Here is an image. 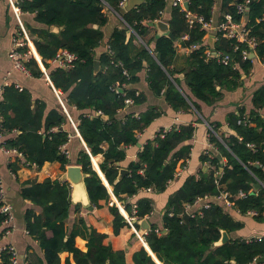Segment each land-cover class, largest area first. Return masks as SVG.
Returning <instances> with one entry per match:
<instances>
[{
  "label": "trees",
  "instance_id": "1",
  "mask_svg": "<svg viewBox=\"0 0 264 264\" xmlns=\"http://www.w3.org/2000/svg\"><path fill=\"white\" fill-rule=\"evenodd\" d=\"M120 1L17 0L22 13H34L35 20L46 26L34 28L25 25L53 84L62 91L68 110L71 113L74 109L79 113H75L73 118L89 150L82 145L74 161L87 174L85 182L90 201L98 208L103 200L112 202V194L93 168L91 155H103V161L99 163L100 169L113 188V194L122 201L142 189L164 191L169 181L174 179L178 163L189 159L192 152V146L188 143L195 132L192 123L161 130L153 139L144 143L137 160L128 164L129 173L119 179L122 169L120 162L127 156L126 147L137 144L138 133L161 116V112L152 107L138 115L132 112L121 117L119 112L125 107L127 96L134 99V104H141L146 100L143 93L136 95V89L125 87L119 92L123 83H136L140 79L139 73L147 68L152 91L157 95L164 91L165 100L173 110L188 112L195 108L201 112L199 101L212 105L222 99L226 91L244 87L246 78L243 75L248 76L256 63V59H243V50L249 48L246 43L224 37L222 33L217 34L215 50L230 54L233 62L238 63V68L225 66L217 58L208 57L207 50L210 46L205 38L207 30L199 23L189 25L181 6L172 7L167 19L177 41L168 35L157 37L150 22L161 18L160 11L166 9L167 0H145L123 12L121 16L124 23L114 29L108 40V50L102 47L103 27L109 21L107 10L110 8L109 10L121 12ZM244 1L246 0H222L220 20H224L226 14H231L236 21H241L242 15L238 13L237 5ZM188 2L191 12L203 16L207 21L212 18L215 0ZM248 5L245 25L250 29V36L259 41L256 52L262 59L264 0H250ZM51 26H57L60 30L53 31ZM129 28L136 34L133 33L127 42ZM185 34L188 38L183 40ZM137 37L144 41L139 48L133 44ZM178 45H197L189 53L188 66L183 70L173 67ZM98 48L102 50L99 56L96 54ZM29 49L27 45L22 48L24 52ZM61 49L78 56L73 68L53 67L48 62ZM97 60L100 69L95 73L94 64ZM25 65L32 75L44 76L33 55L29 56ZM125 70L128 74L124 73ZM180 73H184V81L195 100L180 89L183 81ZM252 103L253 109L249 113L242 107L227 116L229 127L238 135L222 134L220 140L211 132L210 142L218 153L209 151L212 157L204 154L200 158L202 163L210 161L220 169L221 160L218 156L226 157L221 183L233 195L240 191L249 192L256 178L264 180V115L258 113V109L264 107V84L253 93ZM0 115L7 134L3 145L23 152L25 160L30 164L35 163L41 167L46 162L58 161L62 164V169L66 170L72 159L63 152L62 146L70 142L71 132L66 127L69 118L63 107L47 112L44 101H34L29 90H20L11 84L3 87ZM103 115H107L108 119ZM244 119L255 124H244ZM239 120L242 122L239 123ZM211 125L217 131L222 124L212 122ZM73 130L74 135L78 136L74 128ZM105 143L107 147H104ZM248 143H253L255 147H249ZM256 162L260 164L259 167L255 166ZM15 169L16 166H13V170ZM217 193L214 172L210 168L207 172L200 170L197 174L186 177L168 202V210L164 215L166 231L158 234L156 226H152L145 235V242L161 263L233 264L234 260L235 264H249L255 257L264 255V238L261 241L230 238L226 243L214 246L222 237L223 231L231 233L244 225L226 211L224 205L213 204L210 208L203 209L202 214L191 216L188 222L184 220L186 204H193L198 197ZM21 196L42 208L39 214L31 208L25 213L27 230L39 241L44 251V257L31 264H60V253L63 251L72 253L76 264H129L124 249H114L112 244L106 243L107 234L94 228L87 234L82 231L81 228L85 231L87 229L83 218L68 233L65 222L72 202L69 182L51 178L43 182L28 180L22 183ZM235 202L242 213L250 209L262 212L264 187L255 193H249L245 198L236 199ZM124 207L132 215L131 204L125 201ZM76 208H81V204H77ZM109 209L114 216L116 235L122 228L130 227L115 203ZM152 211L153 204L148 197L137 201V218H144ZM262 217L264 216L259 215L256 218ZM3 219L4 216L0 213V227ZM47 229L53 232L52 236L46 234ZM80 233L88 239V250L85 252L75 245V238ZM1 258L2 264H10V255L6 252L2 253ZM133 261L134 264H158L145 247L134 253ZM66 264L73 263L67 259Z\"/></svg>",
  "mask_w": 264,
  "mask_h": 264
},
{
  "label": "crops",
  "instance_id": "2",
  "mask_svg": "<svg viewBox=\"0 0 264 264\" xmlns=\"http://www.w3.org/2000/svg\"><path fill=\"white\" fill-rule=\"evenodd\" d=\"M14 1L17 3V0ZM144 1L145 0H127L125 4V12L130 8L138 6ZM175 1L176 0H167L166 9L164 10L163 15L164 19L162 20L166 22L168 21L167 19L170 16V12L172 7H174L173 5ZM183 1L186 2L187 0ZM221 7L222 0H215L213 7V20L215 24H217L220 20ZM109 9L110 8H108L107 10L109 12V21L103 27L104 42L102 43V47L106 49L109 47L108 40L112 35L114 29L116 27H120L124 23V20L121 16V12L118 13L115 10ZM20 18L24 26L27 25L34 28L46 27L45 25H41L35 20L34 13H22L21 11ZM57 28L58 29L53 31L58 32L60 28ZM154 28L155 30H153V33L155 31L157 33V28ZM129 29H131L133 33L136 34L132 28ZM20 31L21 29L19 21L13 10L12 5L10 4V1L0 0V87H4L5 84H14L16 85V87L20 86L23 89L29 90L32 94V98L34 101L42 100L46 103L47 112L53 108H59L60 106L63 107V110L66 112L69 118V122L67 123L66 127L71 132L70 142L66 144V149L69 150L70 159H72V162L69 165H78L74 160L77 159L78 153L82 148V145L85 146V142L80 134V131L79 134L76 133L78 136L74 135L75 132L73 130L74 127H71V119L74 121V114L76 113V115H78L79 113L77 114V111L74 109L73 112L70 113L62 98V91L58 90L55 87L51 78L48 79L45 73L44 76L36 77L32 75L31 72L27 74L15 68L14 61L10 57V52L13 49L14 38H17L18 36H20L21 38ZM27 31L30 35V31L28 29ZM208 38L209 37L207 36V43ZM133 44L137 48H139L141 44H144V41L137 37L136 39H134ZM33 48L35 52L40 56L35 44L33 45ZM150 49L151 51H153V48L150 47ZM101 51V48L96 49L97 56H99ZM189 53L190 52L187 50V47L178 45L177 55L173 67L177 70H183L187 68ZM48 62L53 67H57V64H55L53 60H49ZM256 62L257 63L254 64V67L251 70L250 74L248 76L245 75L244 77L246 78L244 87H239L238 89H235L233 91H226L223 98L212 105H208L204 102L199 101V104L201 106V112H198L195 108L193 111L188 112L173 110L170 104H168L165 100V96L163 94L164 91H162L161 95H157L152 91L148 81L147 68L139 73V81L126 85V87L128 88L136 89L143 93V96L146 97V100L141 104H133L120 110L119 113L121 117L132 112L138 115L148 111L152 107L160 111L161 116L156 118L148 127L144 129V131L138 134L137 144L126 147L127 156L125 160L120 162L122 168L127 169V166L131 161L137 160L138 153L142 149L144 143L149 139H153L155 135L161 130L172 128L180 124L192 123L195 126L193 138L188 142L192 146V152L190 158L186 163V167L182 170V173L179 176L174 177V179H172L171 181H169L164 191H155L154 189L149 188L142 189L137 194L131 197H125V200H122L123 202L126 201L130 203L131 206H133V204H137V201L139 199L148 197L152 201L153 211L150 214L146 215L145 218L148 219L151 227L156 226V229H160L162 232H165L166 229L164 227V215L165 212L168 210V202L170 198L182 186L186 177L192 174H197L200 170L205 171V168H207V171H209V167L206 162L202 163L200 158L207 151H213L214 153H218V150L210 142V133H215L220 140H222V134H232L235 136L238 135L234 129L229 127L227 122V116L232 112H237L238 109L242 107H244L248 113L250 112V110L253 109V93L264 84V66L258 60H256ZM39 66L43 71V68L40 64ZM44 68L46 69L45 65ZM180 78L183 80L182 87H180V89L185 94L193 97L190 89L184 81V73H180ZM57 91H59V96L57 94ZM258 113L260 115H264V107L259 108ZM212 122H220L222 125L216 131L211 125ZM251 124L254 125L255 123L251 122ZM6 136L7 134L5 135V138ZM5 138L0 139V177L2 180V185L6 192L7 200L14 207L15 229L8 237L0 239V246L11 243L16 247L18 251L19 258L21 261L20 264H31V262H36L38 258H43L44 251L43 249H41L39 241L34 236H32L27 230L25 213L27 209L31 208L35 210L36 214H39L41 213L42 208L32 203L30 200L22 198V183L28 180L43 182L47 178H51L53 180L59 179L60 176L63 175L65 170L62 169V164L58 161L46 162L41 167L26 165L22 163V160L17 156L7 154L5 151H3L2 144ZM104 147H107V143L104 144ZM86 148L88 150V147ZM93 161L95 164L93 165L92 162L93 168L97 172H102L99 163L103 161V155L99 154L97 156H93ZM183 162L184 161L181 160L178 163L177 168H180ZM222 162L223 166H225L227 163L226 157H222ZM13 166H16L15 170H13ZM221 166L222 165L220 164V167ZM256 179V181H260L259 183H261L264 187V180L262 181L258 178ZM70 187L72 196L73 188L71 184ZM108 188L110 189V185L108 186ZM111 201L116 205L117 201L120 202V200L114 194H112ZM209 201L213 202L214 204L223 205L221 201L215 200L214 198H211ZM77 204L81 203L77 201L71 202L69 216L65 222V225L68 229V233H70V231L73 229V226L78 223L79 219L83 218L85 223L87 224V229L85 231L83 228H81V230L87 234V232H89L91 228H94L100 233L107 234V238L105 240L106 243L112 244L114 249H124L126 251V259L129 264H134L133 255L142 247H145V249L149 252L148 248L144 245L142 240L137 237L136 232L134 231V228L131 225L130 227L126 226L122 228L118 235L114 233V216L111 214L109 209L111 202L108 203L103 200L101 201V207L98 208L93 205L94 208L92 210L89 206H84L82 204L81 208H76ZM224 208L226 209V211L230 212L236 220H239L244 224L241 229L228 233L230 238H241L250 240L259 236L264 237V217L258 219L255 216H250L246 213H238L233 208ZM197 209L198 206L194 205L191 206L189 211H196ZM136 229L138 230L139 227H136ZM1 230L2 227H0V231ZM46 234L48 236H52L53 232L47 229ZM87 242V237L83 236L81 233L75 238V245L84 252L88 250ZM217 245H219V243L215 242L214 246ZM154 256L155 259L158 261L159 259L156 257L155 254ZM67 259H70L73 264H76L72 253L68 251L61 252L60 264H66ZM263 261L264 259H260L258 261V264H264ZM0 264H2V260L0 261Z\"/></svg>",
  "mask_w": 264,
  "mask_h": 264
},
{
  "label": "built area",
  "instance_id": "3",
  "mask_svg": "<svg viewBox=\"0 0 264 264\" xmlns=\"http://www.w3.org/2000/svg\"><path fill=\"white\" fill-rule=\"evenodd\" d=\"M9 1L13 7V10H14L17 18H18L20 29H21V31H20L21 38H20V36H18L17 38H14V40H13V49L10 52V57L14 61V66L16 69H19V70L29 74L30 71L26 67L25 62L28 61V58L30 55H33L37 61H38V57L35 55V52H34V48H33L34 43L31 39L26 27L24 26L23 22L21 21V18H20L21 9H20V7L18 6V4L14 0H9ZM126 2H127V0H121L119 3L120 8L125 7ZM184 3H185V1H183V0H176L174 2L173 6H181L182 10L185 12V16L187 18L189 25H193L195 23L201 24L202 27L205 28L208 32L206 34V37L207 36L209 37L210 34L215 35L214 43L218 40V37H217L218 33H222L224 37H227L229 39H236L237 42L246 43L249 48L243 50V52H242L243 59H247V58L256 59L264 66V57L262 59H260L257 55V52H256V48L258 46L259 41L257 40L256 37L250 36V29L247 28L245 25V14L249 8L248 4L250 3V0H246V1L241 2L237 5V11H238V13H240L242 15L241 21H236L231 14H226L224 17V20H219V22L217 24L214 23L213 16L210 20L207 21L203 16L198 15L196 13H193L190 10H187L184 6ZM163 15H164V10L160 11V17L161 18L158 20H162ZM154 22H156V21H154ZM187 38H188L187 34H185L182 37L183 40H186ZM26 45L29 46L30 49H29V51L24 52L22 50V48ZM196 47H197V45H192L191 47H187V50L189 52H191V50L195 49ZM209 48L210 49L207 50V56L208 57L217 58L218 62L225 65V66H232L233 68H238V63L233 62L234 59L230 54L224 53L222 51H217V50H215V48L214 49H212L211 47H209ZM237 49H238V46L235 47V50H237ZM108 50H109V48H108ZM252 51L255 53V58H251V56H250V53ZM77 60H78V56L75 53H72L68 50L61 49L57 53L56 57L53 59V62L55 64H57V66H59V67H63L65 69H71L74 67L75 62ZM38 63H39V61H38ZM112 63H114V62H112ZM118 64L123 65L121 62H118ZM43 70H44V73L46 74L47 78L50 79L46 69L43 68ZM124 73L128 74L126 70L124 71ZM243 77H245V75H243ZM5 85H11V84H5ZM17 87L20 88V90L23 89L20 86H17ZM125 87H126V84L123 83L121 89L123 90ZM114 89H115V87H113V90ZM139 93H140V91H137L136 95H139ZM2 94H3V87H0V98H2ZM57 94L59 96V91H57ZM133 104H134V99L130 96H127L125 98V107H128V106L133 105ZM97 113L102 115L101 111H98ZM244 118H246V117H244ZM2 122H3V117L0 115V139L5 138V135H6L5 131L3 129ZM71 122H72V125H73L76 133L79 134L77 124L72 119H71ZM241 122H242V120H239V123H241ZM243 123L244 124H251L250 120H248V119H244ZM170 129L171 128H167L164 130H170ZM247 145L251 148L255 147V145L253 143H248ZM2 147H3V151H5L7 154L14 155V156H17L18 158H20L22 160L21 161L22 163H24L26 165H32V166L38 167L35 163L30 164L29 162H27L25 160L23 152H21L17 148L6 147L3 144H2ZM62 150L68 157H70L69 150L66 149V144L64 146H62ZM205 154L212 157V154L208 151ZM187 161H188V159L181 165L180 168L176 169L175 177L179 176L182 173L183 168L186 167ZM256 163H258V162H256ZM206 164L214 172V180H215V183H216L217 188H218V193L215 195H205L203 197H198L193 204H186V206H185L186 213H188L190 215V217L195 216L197 214H202L203 209L210 208L214 204L213 202L209 201L211 198H214L215 200L221 201L223 203L224 207H226V208H229V209L233 208L238 213H242L241 210L236 207L235 200L238 198H245L249 195V193H254L253 189L250 190L249 192L240 191L236 195L231 194L230 192H228L224 188V186L221 183L222 170L223 169H221V167L219 169L218 165H214L210 161H207ZM149 189H151V188H149ZM111 204H113V202H111ZM117 205L120 209V212L124 215L125 218H127L129 224L134 228V231L137 233L138 230L136 229V227L134 225L131 224L132 219L137 218V216H136L137 204H133V206H132V215H130L127 211H126L127 214H125L123 212L121 206L125 209L124 204L121 205V203H120V205H119L118 201H117ZM194 205H197L198 209L196 211L190 212L189 210H190L191 206H194ZM0 213L4 216V219H3L2 224H1L2 225L1 226L2 227V238H6L15 229L14 207L7 200L6 192H5V189L2 185L1 177H0ZM246 214H248L250 216H255V217H257L259 215L264 216V208H263L262 212H260L256 209H250L246 212ZM156 231L158 232V234L161 233L160 229H156ZM263 238H264L263 236H259L257 238H252V239H257L258 241H261ZM4 252H6L7 254L10 255V264H20L21 261L19 258V254H18V251L14 245H12L10 243V244H5V245L0 246V261L2 260L1 256H2V253H4ZM260 259H264V255L260 256V257H255L253 259V261L251 262V264H258V261Z\"/></svg>",
  "mask_w": 264,
  "mask_h": 264
},
{
  "label": "water",
  "instance_id": "4",
  "mask_svg": "<svg viewBox=\"0 0 264 264\" xmlns=\"http://www.w3.org/2000/svg\"><path fill=\"white\" fill-rule=\"evenodd\" d=\"M184 6H185V8H186L187 10L190 9V8H189V3H188V1H186V2L184 3ZM125 9H126V7H123V8L121 9V13L125 12ZM150 26H153V27H156V28H157V34H156L157 37H160V36H162V35H168L170 38H172L173 40L177 41V38H176L175 35L171 32L170 25H169L168 22H166V21H164V20H158V21H156V22H150ZM51 29H52V30H56V29H58V28H57V26H51ZM132 34H133V31H132L131 29H128V31H127V42L129 41V39H130V37H131ZM214 39H215V35H214V34H211V35L209 36V38H208V43H209V45H210V47H211L212 49L215 48V46H214ZM34 52H35V51H34ZM35 55H36V54H35ZM250 56H251V58H255V53L252 51V52L250 53ZM38 61H39V64L41 65V67L44 68V65H43V62H42V57H41L40 60L38 59ZM94 67H95V73H97V72L99 71V69H100V63H99L98 60L95 61ZM43 72H44V70H43ZM118 91H119V92H122V89L119 88ZM103 117H104L105 119H108V116H107V115H105V116L103 115ZM84 142H85V141H84ZM85 146L87 147L86 142H85ZM88 150H89V149H88ZM91 157H92L91 160H92V162H93V165H95V164H94V161H93V156L91 155ZM218 158L221 160V165H222V166H221V169H223V162H222V157H221V155H219ZM255 166H256V167H259L260 164H259V163H255ZM206 171H207V168H205V172H206ZM98 172H99V175H100V177L102 178V180H103L104 182H105V180H106L105 184H106L107 186H109V183H108L107 179L105 178V176L103 175V173L100 172V171H98ZM128 173H129V170H128V169L122 168V169L120 170L119 179L122 178L125 174H128ZM86 177H87V174H85V173L83 172V170H82V166H81V165H68V166L66 167V170H65V172L63 173V175L60 176L59 180H60V181H68V182H70V184L72 185L73 191H72V196H71V197H72V201H73V202H74V201L80 202V203H81L82 205H84V206H89L90 209L92 210L94 207H93V205H92V203H91V201H90V197H89V194H88V191H87L86 182H85V178H86ZM252 186H253V189H254L255 192H257L259 189H261V188L263 187L262 184L259 183L258 181L253 182V183H252ZM79 188H80V190H83V191H84V193H85V199H81V198H80V199H76V198H75L76 192H77V190H78ZM80 190H79V192H80ZM109 190H110V192L113 194V188L111 187ZM120 203H121V205L124 204L123 201H120ZM189 219H190V215H189L188 213H186V214L184 215V220H185L186 222H188ZM126 220H127V218H126ZM127 221H128V220H127ZM131 224L134 225L135 227H136V225L139 226V229H138L136 235H137V237L140 238V239L142 240V242L144 243V241H145V235L147 234L148 230L151 229V226H150V223H149L148 219L145 218V217H144V218H133L132 221H131ZM229 239H230V237H229L228 233H227L226 231H223V232H222V237H221L220 240H219L218 242H216V243H219V245H220V244H224V243H226ZM149 254L153 257V259H154L158 264H160V263L155 259V256H154V253H153V252H150V251H149ZM232 262H233V264H235V261H234V260H233ZM263 262H264V261H263Z\"/></svg>",
  "mask_w": 264,
  "mask_h": 264
},
{
  "label": "bare ground",
  "instance_id": "5",
  "mask_svg": "<svg viewBox=\"0 0 264 264\" xmlns=\"http://www.w3.org/2000/svg\"><path fill=\"white\" fill-rule=\"evenodd\" d=\"M35 51V50H34ZM35 54H36V56L38 57V59L40 60L41 59V57L35 52ZM110 188H111V186H110ZM79 190H80V188L77 190V192H76V195H75V198L76 199H85V193H84V191L83 190H80V192H79ZM120 205V204H119ZM121 208H122V210H123V212L125 213V214H127V212H126V210L121 206ZM144 245L148 248V250L150 251V252H152V250L150 249V247L146 244V242L144 241ZM158 262H159V260H158ZM160 264H163V263H161V262H159Z\"/></svg>",
  "mask_w": 264,
  "mask_h": 264
},
{
  "label": "rangeland",
  "instance_id": "6",
  "mask_svg": "<svg viewBox=\"0 0 264 264\" xmlns=\"http://www.w3.org/2000/svg\"><path fill=\"white\" fill-rule=\"evenodd\" d=\"M257 63V62H256ZM258 66V65H257ZM71 127H73V125H72V122H71ZM72 162V161H71ZM72 165V164H71ZM118 204H120V202L118 201Z\"/></svg>",
  "mask_w": 264,
  "mask_h": 264
}]
</instances>
